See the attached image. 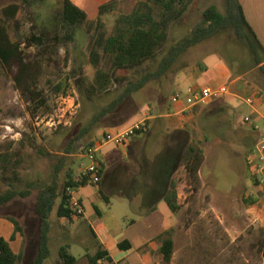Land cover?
<instances>
[{
    "label": "rangeland",
    "instance_id": "rangeland-1",
    "mask_svg": "<svg viewBox=\"0 0 264 264\" xmlns=\"http://www.w3.org/2000/svg\"><path fill=\"white\" fill-rule=\"evenodd\" d=\"M49 1L56 3V0ZM9 3L11 0H0V7ZM211 4L224 11V0H195L193 9L186 17V26H194L200 21L203 10ZM29 10L31 7L21 4L15 33L25 36L22 38V48L28 60H43L39 88L49 95V108L41 109L39 115L33 118L29 111V94L18 89L14 81L17 67L10 69L0 64V154H11L14 163L10 169L0 170V192L12 186L24 188L28 184L43 185L57 167L62 183L68 168L79 174L89 164V159L84 157L83 146L90 138L98 140L106 132L114 133L128 128L145 114L165 113L167 104L174 101L176 92H181L180 100L186 103L187 89L190 86L202 87L206 83H216L213 66L226 63L217 52V47L221 44L219 42L230 38L228 35L192 47L160 81L150 83L133 95L129 104L136 112L128 120L122 124L114 117L104 121L101 128L92 132L87 139L77 140L70 152H67L68 141L76 126L93 113L95 106L108 103L121 87L117 81H113L106 92L96 94L95 101L89 103L78 88L70 86L66 93L74 97L75 104L72 105L73 101L62 103L63 91L55 92L52 88L66 74L73 72L77 75L75 56L71 55L66 60V50L73 49L75 43L60 45L57 62L48 66L47 60L38 57L39 47L28 46V40L25 39L33 24ZM117 14L118 11L112 12L104 18L108 28L114 24ZM183 27L177 26L170 30L168 43L183 33ZM87 28L85 26L78 30V38L84 43L86 54L89 53L88 39L97 30L91 27V31H87ZM222 50L234 57L233 63L237 64L239 60L236 58L240 57L243 58V66L249 67L250 61L244 48L229 44L223 46ZM200 61H204L209 68L203 71L199 67ZM145 67L148 68L145 65L142 69ZM83 70L85 75L93 79L95 69L92 64L84 65ZM184 71L191 75L201 74L182 80L186 73ZM230 73L226 82L233 81L231 84L239 95L248 96L256 91L264 94V73L259 68L248 71L241 79ZM132 76L133 72L129 73L125 82ZM226 97L231 98L229 95ZM246 110L250 108L246 106ZM58 115L64 116L63 122L52 126L49 119H57ZM209 116L213 115L206 117ZM207 118L205 120L209 122ZM155 129L158 128H153L144 141L136 144V154L127 143L118 144L113 140L103 142L97 153L105 166V184L112 210L119 215H127L126 223L138 218L140 212L133 203L134 189L140 188L136 176L152 174L163 178L167 172L177 170L180 162L179 148L167 147L166 136ZM236 132L235 139L244 143L243 148L236 150V144L230 142L233 144L230 150L217 148L204 151V162L200 169L202 178L197 183L190 178L185 167L176 176L180 208L174 214L175 250L171 264H264V195L258 190L250 194L253 191V177L245 158L256 141L249 142L246 138L250 131L238 128ZM22 137L25 145L20 144ZM192 146L200 147L198 144ZM185 160L184 157L183 164ZM76 194L83 196L86 212L95 214V205L100 203L91 201L89 197L99 194L97 185H83L76 189ZM35 195L36 191H33L27 197H16L0 209V212L18 217L25 227L24 251L18 264H31L38 247V218L33 211ZM159 211L158 218H161L162 224L172 225L173 215L169 207L162 202ZM51 220L52 253L45 264L61 261L58 249L66 242L71 243V251L78 258L77 264H88V252L93 253L96 248L92 238L82 232V224L79 222L81 217L76 216L77 224L72 225L74 222L61 220L54 211Z\"/></svg>",
    "mask_w": 264,
    "mask_h": 264
},
{
    "label": "trees",
    "instance_id": "trees-1",
    "mask_svg": "<svg viewBox=\"0 0 264 264\" xmlns=\"http://www.w3.org/2000/svg\"><path fill=\"white\" fill-rule=\"evenodd\" d=\"M21 4L31 7L29 16L33 24L25 38L28 46H38V57L47 60L48 66L57 62L60 45L75 43L73 49L66 50V60L71 55L75 56L79 77L73 72L66 74L53 85L52 91H63V95H66L67 89L74 86L91 103L95 101L94 96L106 92L113 81H117L121 87L108 103L95 106L93 113L76 126L68 141L67 152H70L77 140H85L92 132L101 128L104 121L114 117L122 124L128 120L136 112L129 104L133 95L150 83L160 81L188 50L205 41L219 40L224 35L230 37L225 41H218L221 44L218 45L217 52L226 60L235 78L241 79L254 68H259L264 73V47L248 23L239 0H224V11L215 4L209 5L203 10L201 20L191 27L186 26V17L193 9L195 0H110L100 6L95 18H90L85 10L71 0H56V3L49 0H11V3L0 7V64L10 69L17 67L14 81L18 89L29 94V111L33 118L39 115L41 109L49 108V95L39 88L43 60H28L22 48V38L25 36L15 33ZM117 11L114 24L108 28L104 18ZM85 26L88 27L87 31H91V27L97 29L88 39V54L83 48L84 43L78 38V30ZM177 26H184L183 33L168 43L170 30ZM229 44L244 48L250 61L249 67L243 66V58L240 57L236 58L239 60L236 62L238 65L233 63L234 57L222 50L223 46ZM88 63L95 69L93 79L84 74L83 67ZM145 65L148 68L143 70ZM199 67H204L202 61L199 62ZM132 72L133 76L125 82V78ZM95 142L94 138L85 142L84 152L92 148ZM20 144H24L23 137ZM185 159L184 166L188 175L197 183L200 180L204 152L201 148L190 146ZM0 162V170H8L14 165L12 155L8 153L0 154ZM58 169L59 167L53 171L50 179L43 185L28 184L24 188L12 186L0 192L1 209L16 197H27L36 191L33 211L38 218V247L31 264H44L51 256L53 212L56 211L57 216L68 223L79 216L69 201L66 186L79 188L94 184L88 181L82 171L76 174L71 168L67 169L62 183ZM99 184L100 182L95 185ZM99 192L107 198L101 187ZM164 199L172 212L179 210L175 178ZM7 217L14 223L15 231L25 235L22 221L14 215ZM157 239L160 241L162 264H171L175 250L173 228L166 230ZM71 247L70 242L60 245L58 256L62 264L78 263ZM120 247L123 244L120 243ZM22 256L23 250L15 253L10 242L0 236V264H18ZM101 259L112 261L108 251L102 246L94 254H88L89 264H99ZM120 264L125 263L121 261Z\"/></svg>",
    "mask_w": 264,
    "mask_h": 264
},
{
    "label": "crops",
    "instance_id": "crops-1",
    "mask_svg": "<svg viewBox=\"0 0 264 264\" xmlns=\"http://www.w3.org/2000/svg\"><path fill=\"white\" fill-rule=\"evenodd\" d=\"M71 1L85 10L90 18H95L98 16L100 6L110 0ZM239 1L248 23L264 47V0ZM202 62L204 67L201 69L205 71L209 67L204 61ZM213 67L217 78L216 83H206L203 86L218 87L227 83L226 81L231 75L227 64H218ZM184 72L186 73L182 76V80H185V77L195 78L201 74L191 75L187 71ZM230 83H233V81ZM194 87L200 88L201 86L195 85ZM228 95L231 98H227L226 96ZM226 96L215 97L206 105L194 108H188L186 103L180 99L174 100L171 104H167V111L165 113L145 114L136 121L147 120V129L133 135L129 141L128 145L131 147L133 153L136 154L138 152L136 144L144 141L153 128H158L155 131L160 132L162 136H166V146L173 149L178 147L181 156L177 170L167 172L168 174H165L163 178L152 174H138L136 176L140 188L136 187L134 189L135 202L133 201V203H135L136 208L140 209V212L138 213V218H134L128 223L125 222L127 215H119L112 210L105 184V166L103 160L98 156L102 165V174L97 188L99 192V187H101L107 198L100 192L99 194L90 196L89 199L91 201L95 200L100 205H95V214H89L86 212L83 196L79 194L78 197L84 206V213L80 216L81 220L79 221L82 224V232L85 236L89 235L92 238L96 248L93 253L88 252V254H94L98 247L102 246L112 258L111 262L101 259L99 264H120L121 261L125 264H162L159 251L160 241L157 238L166 230L174 227L175 213L171 211L173 215L172 225H163L161 218H158L160 216L159 210L162 202L168 206L164 197L171 187L172 180L176 179V176L185 167L182 159L185 157L188 148L194 144H198L203 152L216 150L217 148L230 150L233 144L229 143L234 142L236 144L235 149L239 150L243 148L244 143L236 140V129L238 128L250 131L246 135L249 142L257 140L258 133L249 123L244 122V117L252 114L254 118L260 119V115L257 113L264 114V102L258 106L256 112L254 108L245 102V96L239 95L235 91V88H233L231 94H226ZM246 106L250 108L249 111L246 110ZM208 115L213 116L207 118L206 116ZM206 118L209 122H206ZM161 141H164V139ZM247 154L245 156L246 163ZM200 178H202L201 174ZM178 183L177 180V191L179 187ZM123 184L120 183V185ZM7 215L11 214L0 212V236L10 242L15 253H19L22 250L24 251L25 235L15 231V225ZM73 222L72 225L77 224L75 223V218ZM120 243L123 244V247H120ZM56 264H62V262L58 261Z\"/></svg>",
    "mask_w": 264,
    "mask_h": 264
},
{
    "label": "built area",
    "instance_id": "built-area-1",
    "mask_svg": "<svg viewBox=\"0 0 264 264\" xmlns=\"http://www.w3.org/2000/svg\"><path fill=\"white\" fill-rule=\"evenodd\" d=\"M232 92L233 90L231 83H227L218 87L203 86L200 88H195L190 86L187 89L186 105L188 108L206 105L211 99L226 94H231ZM180 95L181 92H176L174 95V100H179ZM61 100L62 103L73 101L72 105L75 104L74 97L70 94L62 95ZM244 100L257 112L258 106L264 102V94L256 91L248 96H245ZM257 114L260 115L261 120L259 118H254L252 114L246 115L244 117V122L249 123L251 127L258 133L255 144L251 147L247 154V163L253 177V191H251L250 194H254L258 190L264 195V114H260V112ZM62 117L64 116L58 115L57 119L51 117L49 122H51L52 126L56 125L57 122L62 123ZM146 129L147 120H142L135 122L128 128L117 130V132H106L102 138L96 140L95 145L92 148L85 151L84 157L89 159V164L82 168V174L87 177L89 182L94 184L99 183L101 181L102 165L97 153L101 144L110 140L116 141L118 144H128L130 138H132L133 135ZM76 189L77 188L72 186H66L65 188L72 206L75 208L78 215L82 216L84 213V206L81 199L76 194Z\"/></svg>",
    "mask_w": 264,
    "mask_h": 264
}]
</instances>
